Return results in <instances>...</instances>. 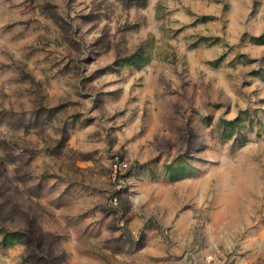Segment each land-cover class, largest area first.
<instances>
[{"label": "rangeland", "instance_id": "374dc122", "mask_svg": "<svg viewBox=\"0 0 264 264\" xmlns=\"http://www.w3.org/2000/svg\"><path fill=\"white\" fill-rule=\"evenodd\" d=\"M30 219L64 264H264V0H0V230Z\"/></svg>", "mask_w": 264, "mask_h": 264}, {"label": "trees", "instance_id": "16d2710c", "mask_svg": "<svg viewBox=\"0 0 264 264\" xmlns=\"http://www.w3.org/2000/svg\"><path fill=\"white\" fill-rule=\"evenodd\" d=\"M28 224L25 230H0L1 245L7 247L14 243L23 244L24 264H64L66 256L65 252L59 248L58 237L43 231L32 219Z\"/></svg>", "mask_w": 264, "mask_h": 264}, {"label": "built area", "instance_id": "2783aa9c", "mask_svg": "<svg viewBox=\"0 0 264 264\" xmlns=\"http://www.w3.org/2000/svg\"><path fill=\"white\" fill-rule=\"evenodd\" d=\"M112 171L114 174H117L119 173L123 168H127V163L126 162H122V161H118V160H115L112 165ZM207 260L210 262L211 261V258L208 257Z\"/></svg>", "mask_w": 264, "mask_h": 264}]
</instances>
